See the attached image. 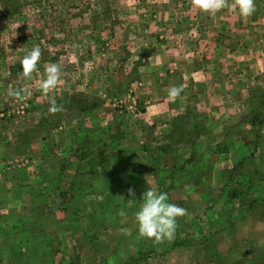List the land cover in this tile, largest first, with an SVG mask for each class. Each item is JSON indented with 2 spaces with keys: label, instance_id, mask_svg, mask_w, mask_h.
Wrapping results in <instances>:
<instances>
[{
  "label": "rangeland",
  "instance_id": "1",
  "mask_svg": "<svg viewBox=\"0 0 264 264\" xmlns=\"http://www.w3.org/2000/svg\"><path fill=\"white\" fill-rule=\"evenodd\" d=\"M140 1L0 0V203L6 200L4 186L22 172V180H37L35 166L43 165L45 172L74 166L68 169L69 181L80 177L73 170L75 156L82 152L109 155V162L103 159L110 166L104 177L118 180L112 191L93 190L103 181L111 184L112 178H97L90 164L98 161L84 160L87 167L78 174L94 184L81 193L88 203L74 208L68 198L47 205L46 211L40 206L36 215L33 205L26 204L24 217L45 228L46 233L37 235L16 233L10 210L22 203L0 204V264H264V75L244 94L243 105L233 110L228 123L212 116L206 122L189 111L176 116L174 128L169 121L158 130L145 117L154 98L147 85L156 88L152 72L159 74L155 66L163 64L162 56L153 54L174 56L180 47L191 52V14L148 13L165 24L162 30L151 28ZM174 18H183L188 28H168L166 22ZM34 46L42 51L39 71L22 80L19 61ZM49 63H59L62 76L45 96L39 83ZM21 87L32 95H8ZM53 97L62 109L55 114L49 111ZM184 116L191 117V132L182 124ZM188 145L195 153L190 161L172 156ZM163 151H168L165 164L177 161L179 178L190 179L191 190L171 189L170 175L163 172L150 169L142 180L135 172L131 180L139 185L129 207L125 166L150 168ZM112 164L121 170L113 171ZM147 181L186 210L170 241L154 243L138 235L134 213ZM37 241L50 246L43 261L31 245L41 252Z\"/></svg>",
  "mask_w": 264,
  "mask_h": 264
},
{
  "label": "crops",
  "instance_id": "2",
  "mask_svg": "<svg viewBox=\"0 0 264 264\" xmlns=\"http://www.w3.org/2000/svg\"><path fill=\"white\" fill-rule=\"evenodd\" d=\"M142 2L143 4L140 1L139 8L141 13L146 16L145 24L151 26V28L158 27L157 29L162 30L165 24H163V20L159 23L156 19H151L148 13L160 14L164 12L165 14L175 13L187 16L191 14V52L189 53L184 47H180L175 50L174 56L153 54V56H162L163 64L155 66L159 74L156 75L152 72L154 81L151 84L156 85V88L151 89L152 86L143 82L144 85H147L149 91H153L151 93L154 96L152 98L153 102L149 103L148 115L145 116L147 123L156 125L160 130L161 128L164 129V126H169L170 121L174 128L175 122L180 117L177 118L176 116L188 115L189 111H195L206 122L207 118L212 116L219 119L220 123H228L229 118H234L235 112L233 110H237L238 107L243 105L244 94L251 91L254 82L264 75V0H256L257 10L249 18H241L237 10L228 9L211 16L194 8L192 0H142ZM228 3L231 5L233 0H228ZM174 19L166 22L168 28L176 30H178L177 28L184 30L185 27L188 28L189 24L183 22V18H181L182 20ZM178 40L180 39L178 38ZM181 41L184 42V38H181L179 42ZM179 42H176V45L182 46L184 44ZM148 75L145 73L146 77ZM181 85L183 86L181 95L176 98L175 102H172L168 96V90L173 86ZM170 118L172 119L170 120ZM182 124L191 132L190 116H184ZM13 143L22 145L23 142L14 141ZM185 148L187 149L183 152L181 149L177 150V153L174 151L172 156L186 157L185 160L189 159L188 161H190L191 155H195V153H191V145ZM167 152L162 153L160 157L157 155V160L150 168L142 165L140 170L134 171L135 167L129 165L125 166L124 170L130 173V179H133L135 172H137L140 180L151 172L150 169L156 170L158 173L163 172L166 176L170 175L171 189L185 187L190 191V179L179 178V172L181 171L176 166L177 161L170 165L165 164L164 161L166 160L163 158L165 153L168 154ZM129 155L132 157L134 154L129 152ZM76 160V163H78L77 157ZM189 165L191 167V164ZM90 166L92 169L91 174L95 175L97 168L93 167L92 163ZM42 167L43 165L35 166V169H39L32 172L33 176H37L35 182H31L33 179L22 180L21 176L26 173L22 172L12 179L11 184L4 186L6 200L4 203H0L1 205L6 207L22 203L19 208L10 210L12 213L11 219L13 218L14 222L17 223L16 233L26 231L29 232L30 236L37 235L39 232L46 233L41 223V225L36 226V224L29 222L30 218L24 217L26 204L33 205V213L36 215V211L39 210L40 206L45 208L46 211L47 205L67 202L64 193L78 186V182L73 183L77 177L73 181H69V173L72 171L70 172L68 169L74 166H69L67 170L65 167H61L60 172L58 169L45 172ZM76 171L75 168L73 170L74 174L79 175ZM57 172L60 173V179L54 182ZM186 176L184 174V177ZM168 179L165 178L163 181ZM133 185L131 184L130 188H135V185ZM69 193L72 196L71 203L74 204V208L84 206L89 201V199L78 195V193ZM141 198L142 195L139 197V201ZM8 213L9 211L6 214ZM37 228L39 229L37 230ZM31 231H36V233L33 234ZM31 245L36 249L34 244L31 243ZM37 253L40 254L43 261L45 258L42 255L45 253L40 251Z\"/></svg>",
  "mask_w": 264,
  "mask_h": 264
},
{
  "label": "clouds",
  "instance_id": "3",
  "mask_svg": "<svg viewBox=\"0 0 264 264\" xmlns=\"http://www.w3.org/2000/svg\"><path fill=\"white\" fill-rule=\"evenodd\" d=\"M192 6L202 13L215 16L222 10H237L241 18L251 17L257 10L256 0H233L230 5L228 0H192ZM42 51L39 46H34L27 52L19 64L22 66L19 76L22 80L30 79L34 72L39 71V61ZM45 76L39 83V91L48 96L53 93L60 83L62 68L59 63H49L44 68ZM183 91V86H173L168 90V96L175 102ZM8 95L16 99L30 97L32 92L27 87L9 90ZM55 98L50 100L49 111L53 114L61 111ZM148 188L141 194L140 204L136 207L134 218L138 226V235L142 238L152 239L154 243H163L172 240L177 231V218L186 214V210L172 202L166 192L157 190L147 181ZM130 199H127L129 207H133L136 201V193L128 190ZM125 211L120 215L124 216Z\"/></svg>",
  "mask_w": 264,
  "mask_h": 264
},
{
  "label": "trees",
  "instance_id": "4",
  "mask_svg": "<svg viewBox=\"0 0 264 264\" xmlns=\"http://www.w3.org/2000/svg\"><path fill=\"white\" fill-rule=\"evenodd\" d=\"M82 153H84V154H76V157L78 158V165H77V168H76V172H80L82 169H83V171H85V167H87V165L84 167V165H85V163H84V160H97L98 161V163H97V166H94L95 168H97V170H96V176H97V178H99V179H103V180H110V178H112V181H111V184L110 183H108V182H105V181H103L100 185H97L96 187L94 186L93 187V190H95V191H101V190H103V191H107L108 189L110 190V191H112V189L113 188H116V186H118L117 184V182H118V180H116L117 178H115V176H113V177H111V176H108V177H104V175H106V171H105V169H106V166L108 167L109 165L108 164H105V161L103 160V159H105L107 162H109V159H110V156L108 155V156H103V155H100L99 156V154H97L96 152H95V154L92 152V153H90V154H87V153H85V152H82ZM102 163V164H101ZM127 163V162H126ZM119 164H121V160L120 161H118V165ZM109 168H110V166H109ZM111 169H113V171H117L119 168H114L113 167V164L111 165ZM119 170H121V168L119 169ZM86 173L87 172H85L84 173V175H86ZM108 173V172H107ZM123 173H125V171H123ZM126 173H129V172H126ZM79 175H80V177H78L73 183H75V182H78V186L76 187V188H74L73 190H74V192H73V190H71V191H68L67 193H69V192H72L73 194H76V193H78V195H82L81 193H83V192H85V191H87V189H89V188H91V186L92 185H94V184H88L87 183V181L84 179V177H82L81 176V174L79 173ZM94 176V175H93ZM121 176V175H120ZM126 177L124 176V179H125ZM129 179V180H128ZM127 179V181H128V183H126L127 185L126 186H124L123 188H126L127 190H129V188H130V186H131V184H134V185H139V184H136V183H134L133 182V180H131L130 178H128ZM133 185V186H134ZM126 190V191H127ZM112 194H113V192H112ZM66 195V193H64V196ZM83 196V195H82ZM72 196H71V194L69 193V196L67 197L66 196V199H68L69 198V200H70V203H71V200H72V198H71ZM139 201V200H138ZM138 203V202H137ZM139 204H140V201H139ZM115 206V205H114ZM131 211V210H130ZM127 213H128V211H127ZM112 214H114L113 212H112ZM111 216V215H110ZM113 217H116V216H113ZM108 218H110V217H108ZM114 221V220H113ZM178 234L180 235L181 233L180 232H178ZM42 235V234H41ZM34 238H35V236H33ZM37 238V237H36ZM38 242V241H37ZM38 244L42 247V249H41V253H46L47 252V250H49V248H50V246H48L47 248L46 247H43L39 242H38ZM35 246H36V250H34L35 252H38V250H37V248L39 247L37 244H34ZM34 248V247H33ZM30 249L31 248H28L26 251H27V253H29L30 252ZM46 257V255L44 254L43 255V258H45Z\"/></svg>",
  "mask_w": 264,
  "mask_h": 264
}]
</instances>
